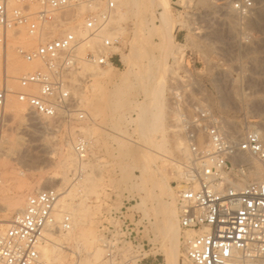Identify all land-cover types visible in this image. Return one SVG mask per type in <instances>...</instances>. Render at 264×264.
<instances>
[{"label": "rangeland", "instance_id": "obj_1", "mask_svg": "<svg viewBox=\"0 0 264 264\" xmlns=\"http://www.w3.org/2000/svg\"><path fill=\"white\" fill-rule=\"evenodd\" d=\"M206 1L209 5L203 6L198 0H169V10L163 12L159 6L162 0H118L121 3H116L115 11L120 14L109 24L112 38L120 43L118 51H110L118 55L114 56V65L92 67L85 61L88 65L79 63L70 79L74 103L85 113L83 120L30 114L13 94L24 91L18 80L12 85L6 83L5 67L7 53L9 63L12 58L14 66L18 65L19 78L39 67L16 54V47L27 45L32 38L29 40L22 29L19 35L7 39L8 49L0 42V88L7 84L12 92L6 106L0 109V219L6 214V223L11 221L16 211L10 205L16 197L24 200L23 207L37 191H62L61 181H56L55 176L64 174V170L69 186L77 165L73 147L67 144L74 132L71 143L81 135L89 141L90 148L81 166L85 180L79 182L84 183L85 192L80 191L78 183L68 197L75 205L83 203L86 210L81 233L83 240L87 238L84 245H88L89 253L85 248L84 255L87 252L92 257L89 260L95 262L94 256L89 255L93 250L89 242H97L99 225L112 213H118L127 222L141 225L138 238L147 245L143 264H166L162 247L168 244L161 235L159 205L170 202V194L176 209V195L170 185L173 160L189 156L177 117L172 115V93L180 95L183 107H208L221 118L225 131L231 135L241 134L245 121L252 123L255 131L264 133V0H253L251 20H240L238 24L234 20L237 26L233 25L231 30L220 20L223 14L229 15V1L233 5L239 0ZM88 12L87 8L77 9L69 16L78 15L82 24ZM79 13L83 14L81 18ZM164 17L174 24V34L180 29L177 42L183 45L166 43ZM35 41L34 45L29 43V51L37 46ZM99 41L94 44L95 49L101 46ZM87 45L81 48L84 55L94 51ZM121 53L127 55L125 62L120 60ZM172 59L178 61L172 63ZM106 70L111 72L113 81L91 76L92 72ZM20 108L25 110L24 120L17 112ZM63 159L65 166L61 164ZM159 185L163 197L158 204L152 200V194L158 192ZM140 187L147 188L150 194L146 206L148 219L134 207L141 200L134 190ZM183 235L179 230L178 264H184ZM63 244L68 249H64L67 261L72 263L68 253L74 243ZM100 260L103 264L101 252Z\"/></svg>", "mask_w": 264, "mask_h": 264}, {"label": "built area", "instance_id": "obj_2", "mask_svg": "<svg viewBox=\"0 0 264 264\" xmlns=\"http://www.w3.org/2000/svg\"><path fill=\"white\" fill-rule=\"evenodd\" d=\"M92 3L104 5V10L83 16L81 27L87 34L78 38L73 31H65L71 18L69 13L77 11L79 5ZM253 7V0L234 4L241 15H247ZM116 8L113 0H0V29L25 27L31 36L43 32L37 36L33 51L19 52L24 61L41 64L19 79L25 91L16 93L32 114H77L84 118L80 109L72 107L69 79L78 63L80 46L103 28ZM119 45L118 39L103 38L97 52H88L86 58L94 65H114V56L118 55L110 51ZM177 61L172 59V63ZM7 95V88L1 87L0 108L5 106ZM181 103L180 95L173 92L172 115L177 117L181 138L189 151L187 158L175 161L176 178L170 183L184 233L183 263L264 264V142L248 121L244 122L241 134L231 135L225 131L221 118L208 107H183ZM74 149L80 159L85 158L89 141H76ZM240 154L260 161L261 182L238 185L248 172L245 164L232 162ZM60 196V191L48 188L27 198L24 209L13 216L0 235V264H49L39 248L45 235L56 230ZM108 217L100 225L105 264H134V260L136 264L146 263L147 245L138 238L141 225L127 222L118 213ZM61 225L64 231L69 230L70 218L64 217Z\"/></svg>", "mask_w": 264, "mask_h": 264}, {"label": "bare ground", "instance_id": "obj_3", "mask_svg": "<svg viewBox=\"0 0 264 264\" xmlns=\"http://www.w3.org/2000/svg\"><path fill=\"white\" fill-rule=\"evenodd\" d=\"M113 1L118 3V4L121 3V2H117L118 0H116V1L113 0ZM198 1H199L198 3H201L203 6L209 5V3L206 0H198ZM234 4L232 5V2L229 1V3H228V8L230 9L229 10V15L228 14H223L222 17H221V20H220V21H223L224 25L228 24V29L230 28V30L233 28L234 20H236L235 24H236V22L238 24L240 22V20L244 21V22H247V21L251 20V17L253 15V13H252L253 10L251 12H249L247 15H241L238 11L235 10ZM159 6L163 9V12L164 11L167 12L169 10V0H162V2H159ZM85 8H87V11H90V12H99L100 10H104L103 5L102 4L99 5L98 3L79 5L80 11H82ZM118 13L120 14V12L115 11V13L112 14L109 17V19L106 22V24H104L103 28H101L100 31L96 35L91 36L90 38H88L87 41L85 42V44L80 46V48L78 50V58L79 59H78L77 65H79V63L80 64L82 63V65H85V66H86V64L88 65V63H87L88 60L85 57L86 54L85 55L83 54V53H85L84 50L81 52V48L83 46H86L88 44L87 46L90 47L92 50H94L93 51L94 53H96L97 49H95L94 44H99V42H100L99 40L100 39H101V41H102L103 38L104 39H113L112 38L113 37V33H112L113 31L110 32L109 24L111 22H113V18L115 19V16L118 15ZM230 13L233 14V15L235 14L236 18H234V16L232 17V15ZM79 14H81V13H79ZM236 14H237V16H236ZM82 15L83 14L80 15V18L82 17ZM213 18H214V16H213ZM249 24L253 26L255 23L249 22ZM234 26H237V25H234ZM162 27H163V30H164L163 36H164V38L166 40V43L168 45H172L175 42L178 45H182L180 42H177L178 39H179L178 38V33H179L178 31H180V29H177L176 30L177 33L175 32V34H174L175 27H174V24L172 25V23L170 22L169 17H164L163 18ZM22 29H24L26 31V33H27V35L29 37V40L32 38L33 42L30 40L32 45L35 44L34 43L35 40L37 41V36L43 33L41 31L40 33L36 34L37 36H31L30 33L26 30L25 27L18 28L17 30H2V29H0V42L3 41L2 42L3 46L6 45V47L8 49L9 46H7V39L12 37V36L16 37L17 35H19L21 33ZM49 30L54 31L53 28H49ZM66 30L73 31L78 38H82L83 36H85L87 34V33H85L86 31L81 27V22L79 20V16L78 15H75L74 17L72 16L70 18L69 26L67 27V29H65V31ZM55 31H57V30H55ZM89 36L90 35H88V37ZM89 40L90 41H94V43L92 44L91 42H89ZM30 41H28L27 45L24 43L23 47L21 45L16 47V54L21 59H22V57L19 55L20 50H24L26 52H31V51H33L35 49L34 48L33 50H30V51L27 49V48H29V45L31 44ZM32 45H30V47ZM194 45H196V44H194ZM112 49H115L117 51L119 50L118 47L117 48L115 47V48H112ZM9 56H10V54L8 55V53H7L6 62H8V63H7V66L5 67V78H6V83L12 85L17 80L19 82V79L22 76H24V75H21L20 78H19L20 73H19L18 65H17V67L14 66V63L12 62V58H10V63H9V59H8ZM82 56H84V57H82ZM119 56H120V60L122 62L126 61V57H127L126 54L121 53ZM183 58H184V55L181 56L182 61H183ZM85 61H87V62H85ZM182 61H180V62H182ZM24 62H26L28 64H38L39 67L41 65L40 63H37V62H27V61H24ZM89 63L91 64V66L94 65L91 62H89ZM91 66H90L89 70L91 69ZM95 66H98V65H95ZM107 66H113V64H109ZM76 68H77V66H76ZM76 68H75V70H76ZM75 70H74V72H75ZM92 71H94V70H92ZM28 73H31V72H28ZM73 73H72V75H73ZM91 76H94V79L97 78V77H100V78H105V79H107L109 81H113V76L111 75V72L107 71V70L105 72H99V71L96 72V73L92 72ZM70 79H71V77H70ZM70 79H69V82H70V92H71L72 107L76 106L78 109H80V107L74 103L73 96H72L73 85H72ZM7 84L2 86V87H6L7 88L8 87ZM19 86H20V84H19ZM114 87L118 88V86H114ZM20 88H21V86H20ZM7 90H8V95H7V97H8L10 95V93H12V92L8 88H7ZM24 91H21V92H24ZM16 93H19V92H14L13 93L15 95V97H16ZM6 102H7V99H6ZM20 103H23V102H20ZM23 104H25V103H23ZM5 106H6V104H5ZM4 107H2V108H4ZM27 108H28V106H27ZM24 111H25L24 108L23 109L22 108L17 109V112H18L21 120H24V117H25L24 116L25 115ZM28 111H29V108H28ZM81 111L84 114V118H85L84 111L83 110H81ZM29 113L32 114L30 111H29ZM32 115H34V114H32ZM34 116H37V115H34ZM37 117H41V116H37ZM55 117H62L64 119H72L74 117H77L78 119H80L79 115H77V114H73L70 117H65L61 113H59ZM55 117H42V118H55ZM83 119H80V120H83ZM251 127H253V129H255L254 125H251ZM82 132H84V130L83 131L81 130V133ZM255 132L260 136L261 141L264 142V133H262V132L259 133L258 131H255ZM70 136L72 138L71 139V142H72L73 138L75 136L74 132H71ZM82 139H86V137L80 135V136H78L75 139V142H73V143L68 142L67 143L71 148L73 147V152H74V155L76 157L74 161L77 162V165L72 170V182L69 184V186L67 185L70 181L68 180V177H66L67 175H65V173L67 174V172L65 170H64V174H62V175L59 174L58 176H55V180L56 181L59 180V182L61 181L60 185L63 186V188H62L63 190L61 189L62 191H60V188L57 189L58 191L61 192V196H60V199H59L57 207H56V209H57V212L55 214L56 225L54 227V228H56V230H55V232H48L45 235L44 242L42 243V245L39 248L42 258L45 261H47L49 264H101L100 263V261H101L100 260V252H101V258H102V254H103V262L102 263L105 264V262H104L105 249L102 246L103 234L101 233V230H100V225L101 224L99 225V228H98V236H97L98 237L97 238L98 239L97 240L98 244H97L96 240L95 241L92 240L91 242H89V244H91L90 247L93 249L92 250L90 248V250H92L93 254L91 252L89 254L90 256L91 255L94 256L95 262L93 263L92 261L89 260L92 257H90V258L88 257V253H89L88 249H87L88 245L87 246L84 245L85 244L84 242L87 241V238L85 239L86 241L83 240L82 239V235L83 234L81 233V232H83V226L85 225L86 210L83 207V203L75 205L68 198L70 196V194L73 192V190L75 189L76 185L81 180L83 182L85 180V178L83 180V171H82L83 169L82 168H83V165H84L83 161L87 159V156L85 158H83V159H80L76 155L75 149H74L76 141L82 140ZM71 144H73V146ZM86 154L88 155V151H87ZM182 158H185V157H182ZM179 159H181V158H179ZM69 160L71 161L73 159L69 157ZM175 161H177V159L173 160V167H174L173 168V172H172L173 173V178H176L175 171L177 170V164H175ZM65 162L66 161L63 159L61 161V164L63 166H65ZM232 162H233L234 165H237V164L241 163V164H245L248 167V172H247L246 179L242 180L238 184L239 186L247 184L249 182H261L263 180V166H262V164L260 163V161L258 159H255L254 157H251V156L246 155V154H240V155L234 157V159H232ZM81 166H82V168H81ZM76 174H77L78 177H75V179H73V175H76ZM249 177L251 178V180L248 179ZM87 180L89 181V179H87ZM0 183H1V181H0ZM72 183H74V184H72ZM66 185L68 187H65ZM79 186H80V191H84L85 192L84 183L82 185H81V183H79L78 187ZM143 188L144 187H140L137 190L133 189L134 191H136V196H138L139 199H141L139 203L134 205V207H136L137 210L143 214L144 218L148 219V214L146 212V206H147V199H148V196L150 194L148 193L147 188H145V189H143ZM54 189H56V188H54ZM43 190H45V189H43ZM37 192H35V193H37ZM158 192L156 190V193L152 194V196H153L152 200L156 201L159 204L160 201H162L161 197H163V196H160V194H162V187H160V185L158 186ZM35 193L32 194L31 196L35 195ZM166 194H168V193H166ZM20 196H22V195H20ZM167 199H169L170 202H168V203L165 202L163 205H159V207H161L160 212H161V218H162L161 220H162V223H163L162 227H161V235H162L163 239L166 241V243L168 244V246H163L162 247V254L165 257L166 264H178V234H179V230H182V229L180 227L179 220H178L177 198H176V209L174 207V198L169 194ZM23 201L24 200L21 197L20 198L16 197V199H14L11 202L10 208H11L12 211H16L15 214H17V213L19 214V212H21L24 209L25 204L22 207V203H24ZM158 214H159V212H156L155 216L158 215ZM13 216H12V218H13ZM66 216H68L70 218L71 227H70L69 230L64 231L63 230V226L61 225V223H62V220L64 219V217H66ZM7 221H8V215L5 214L3 219L2 218L0 219V235H2L5 232V230L9 227L10 222L6 223ZM77 228H78V230L80 228V231L76 230ZM186 234H188V233H186ZM70 241H73V243H74L73 250L70 249L71 252L68 253V254H70L72 256V259H73V260L71 259L73 261L72 263H71V261H67V254H66V251L64 249H66V250H68V249L63 244V242H67L68 243ZM85 248L87 249L88 253L86 252L85 255H84L82 250H84ZM136 263H137V261L134 260V264H136Z\"/></svg>", "mask_w": 264, "mask_h": 264}]
</instances>
